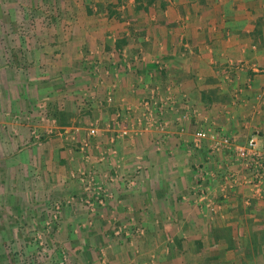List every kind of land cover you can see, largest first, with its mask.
<instances>
[{"label": "crops", "instance_id": "crops-1", "mask_svg": "<svg viewBox=\"0 0 264 264\" xmlns=\"http://www.w3.org/2000/svg\"><path fill=\"white\" fill-rule=\"evenodd\" d=\"M64 1L70 26L46 33L38 50L62 51L56 59L67 65L43 64L42 78V58L28 71L19 57L0 62L9 67L0 156L7 145L28 148L22 161L1 159L8 171L22 166L24 210L58 200L55 245L70 252L68 264H263L264 187L243 183L232 149L210 150L193 134L241 145L257 133L264 147V0ZM31 103L66 115L40 145L10 118L31 109L43 130V106ZM76 169L104 189L93 210L78 201L96 192L83 191Z\"/></svg>", "mask_w": 264, "mask_h": 264}, {"label": "rangeland", "instance_id": "rangeland-1", "mask_svg": "<svg viewBox=\"0 0 264 264\" xmlns=\"http://www.w3.org/2000/svg\"><path fill=\"white\" fill-rule=\"evenodd\" d=\"M69 4L70 2H65L64 0H0V62L5 61L6 64H11L14 63L15 57H19L20 62L23 63L18 65L21 71L25 69L28 71V65L33 60L42 58L43 60L38 64L41 68L39 77L48 75V72L45 71L49 70L45 69L43 64L55 65L56 63H64L67 65V61L63 60L61 62L56 59L58 55L63 53L62 51L57 52L56 55L54 52L42 53L38 50V45L45 41L46 33L57 30V28L70 26L72 12H70V8L65 10V6L69 7ZM51 42H54L52 37ZM45 43L48 44L47 41ZM52 43L48 47L46 46V51H51L54 48ZM32 63L34 64V62ZM8 70L9 67L0 68V71H2L0 80L6 78ZM40 82L38 83V89H42V93H44L43 91L46 90L47 85ZM0 99H2L0 100V108L5 110L4 98ZM31 105L37 108L40 104L36 106V104L33 105L31 103ZM42 106L39 107L43 111V113L39 111L41 117L39 120L48 123V126L41 131L34 128L35 125L29 115L31 109L19 110L12 113V117H10L15 124H21L22 122L26 125L30 135L29 143L35 145H40L45 135L50 134L48 130L52 129V127L49 125L53 126L54 124L59 128L65 125H59L54 117H50L47 114L49 109L54 107L53 105H50V108L47 105L46 107ZM59 113L58 117L65 121V112L60 111ZM5 137L7 139V136ZM9 137H12L9 141L14 139L13 135ZM4 143L10 144L11 142L4 140ZM18 143L19 141L16 142V144ZM19 144L20 151H18V146L13 151L7 145L8 147L4 146L0 156V264H68L70 252L63 246L55 245L57 244L55 238L61 212L58 200L50 199L49 205L44 212L34 210L31 213L24 210L23 205H27V203L23 202L25 199L22 194L24 182L19 180L23 173L22 166L16 165L8 171L6 164L2 163L1 159L5 158L4 156L13 154L18 159V153L21 161L22 158L26 157L25 153L26 151L27 153L29 152L28 148L26 146L23 147L24 143L22 142ZM80 151L84 155L85 147L83 146ZM74 174H77L82 180V187L85 193L91 190L96 192L92 200H88L86 196H78V201L83 202L89 210H93L94 204L97 203L98 199H101L103 203L102 195L105 196L103 187L94 184L88 176L86 177L83 170L76 169ZM129 181H131L129 185L134 183L133 179ZM13 187L20 192V195L10 196L6 194V190L13 189ZM68 201H70V198ZM112 230L113 236L116 237L122 233V228L120 227H115ZM139 231L140 229H137L138 233Z\"/></svg>", "mask_w": 264, "mask_h": 264}, {"label": "built area", "instance_id": "built-area-1", "mask_svg": "<svg viewBox=\"0 0 264 264\" xmlns=\"http://www.w3.org/2000/svg\"><path fill=\"white\" fill-rule=\"evenodd\" d=\"M94 127L88 129L89 134H93ZM125 134V131L121 132ZM202 139H209L210 150L217 151L222 148L232 149L235 160L238 161L246 171V175L241 178L243 183L250 185L253 190L259 192L264 187V147H260V137L257 133L251 134L244 144H234L226 135H216L208 131H196L193 140L197 144ZM131 181L128 182L130 184ZM99 198V197H96ZM90 204L88 201H86ZM102 204V200L96 201Z\"/></svg>", "mask_w": 264, "mask_h": 264}, {"label": "trees", "instance_id": "trees-1", "mask_svg": "<svg viewBox=\"0 0 264 264\" xmlns=\"http://www.w3.org/2000/svg\"><path fill=\"white\" fill-rule=\"evenodd\" d=\"M53 117L56 119V122L59 124V125H63L65 123V121L62 119H60L58 117V115H53Z\"/></svg>", "mask_w": 264, "mask_h": 264}]
</instances>
